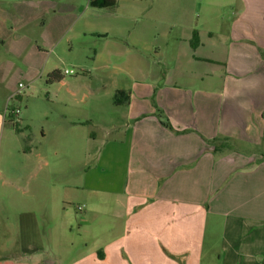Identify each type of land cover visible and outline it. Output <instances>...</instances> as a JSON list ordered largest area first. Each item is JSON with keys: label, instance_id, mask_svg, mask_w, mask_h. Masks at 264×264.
I'll use <instances>...</instances> for the list:
<instances>
[{"label": "crops", "instance_id": "crops-1", "mask_svg": "<svg viewBox=\"0 0 264 264\" xmlns=\"http://www.w3.org/2000/svg\"><path fill=\"white\" fill-rule=\"evenodd\" d=\"M237 1V16L226 35L216 39L210 31H197L199 43L192 49L187 41L192 30L185 41L178 42L187 43L193 52L186 57L192 78L215 80L210 78V69H215L218 77L223 76L221 85L210 86L215 81L206 80L192 86L199 98L183 100L176 82L168 84L159 69L151 72L147 48L142 56L129 55L120 81L125 85L111 91V98L116 91L128 93L127 104H112L115 108H109L105 116L100 95L89 89L92 112L83 111L81 120L65 117L69 128L92 123L99 134L90 133L91 142L102 134L111 138V162L123 173L120 189H90L87 198L110 196L114 210L109 216L118 228L112 229L110 239L97 241L88 258L71 264H264V156L259 149L254 153L255 148H244L257 147L264 126V19L256 21L264 11V0ZM49 8L53 4H41L34 15L15 19L8 29L7 14L0 5V184L16 177L35 182L39 174L37 161L43 155L33 149L38 140L34 130L27 121L22 123L24 117L17 118L20 122L13 128L17 134L6 128L13 122L7 110L15 109L9 103L21 97H13L17 91L10 86L14 68L5 56L25 53L31 62L39 55L29 34L21 32ZM53 33L47 34L49 39ZM112 34L114 40L125 36L121 29ZM166 44L164 37L163 47ZM100 57L98 53L96 61ZM35 68L33 63L27 68L30 82H34ZM173 68L171 72L180 79L183 66ZM64 83L62 78L57 84ZM67 92L75 96V89ZM216 106L221 107L219 133L234 138L235 149H215L210 143L214 138L210 108L215 111ZM156 107L162 112L160 118H156ZM37 135L42 140L46 134L39 130ZM13 138L25 144L8 150ZM13 155L17 156L15 177L9 175L5 160Z\"/></svg>", "mask_w": 264, "mask_h": 264}, {"label": "rangeland", "instance_id": "rangeland-1", "mask_svg": "<svg viewBox=\"0 0 264 264\" xmlns=\"http://www.w3.org/2000/svg\"><path fill=\"white\" fill-rule=\"evenodd\" d=\"M88 1L0 0L7 14L8 29L15 19L34 15L41 4H53V8L21 32L29 34L39 55L31 62L24 58L25 53L20 57L5 56L14 68L10 86L17 88L18 82L23 85L21 98L9 103L19 114H8L13 122L7 123L6 128L17 134L13 131L20 122L17 118L24 117L22 123L27 121L38 139L33 149L42 153L43 159L37 161L40 170L35 182L16 177L0 184V261L71 264L88 258L95 244L110 239L112 229L118 228L119 224L109 216L114 210L110 196L87 199L90 189L115 192L123 185V173L110 159L113 140L102 134L91 142L89 134H99L92 123L69 128L65 117L81 120L83 111H91L89 89L97 90L107 116L109 108H115L110 96L112 89L118 84L125 85L120 81L125 76L122 73L129 55L142 56L144 49L149 48L151 51L145 54L151 72L159 69L168 84L176 82L175 89L183 100L199 98L192 86H200L206 80L215 81L210 86L222 84L223 76L218 77L215 69H210V78L215 80L208 77L194 80L190 59H186L193 52L187 43L178 42L185 41L192 30L210 31L216 39L226 35L237 16V0H116L115 6L107 9L89 7ZM20 4L22 9L15 8ZM54 16L57 19L51 20ZM261 19L264 11L258 13L256 21ZM118 29L125 36L114 40L112 33ZM52 33L54 38L49 39L47 34ZM164 37L167 44L163 47ZM153 48L161 54H155ZM98 53L100 61H96ZM31 63L36 67V75L31 74L34 82H30L27 74ZM174 64L183 66L180 79L171 72ZM65 70L73 73L64 75ZM53 71L62 75L64 85L46 84ZM69 88L75 89V96L67 92ZM82 98L86 104L80 103ZM150 99L156 100V91ZM215 100L218 102V98ZM155 115L162 116L157 107ZM161 124L170 127L164 121ZM220 127L221 107L216 106L215 111L210 108V134L214 137L210 143L228 139L229 145L238 147L234 138L219 133ZM39 130L46 134L42 140L37 135ZM262 132L257 147L244 145V148H255L254 153H259V149L264 156V126ZM24 144V140L13 138L7 149ZM15 159L14 155L5 159L12 177L16 175ZM99 258L97 255L96 259Z\"/></svg>", "mask_w": 264, "mask_h": 264}, {"label": "trees", "instance_id": "trees-1", "mask_svg": "<svg viewBox=\"0 0 264 264\" xmlns=\"http://www.w3.org/2000/svg\"><path fill=\"white\" fill-rule=\"evenodd\" d=\"M116 4V0H89L88 5L92 8L98 9H107L112 8ZM198 33L196 30L192 32V37L190 39V46L192 49H195L198 45ZM62 80V75L58 71L51 72L46 79L47 85H52L58 83ZM113 104L116 106L125 105L129 101V94L124 91H116L112 98ZM228 139L223 140H214L213 146L215 149L219 148H227L232 150L234 147L229 145ZM219 142V143H218ZM222 142V143H221ZM0 264H20V263H13L11 261H0Z\"/></svg>", "mask_w": 264, "mask_h": 264}, {"label": "built area", "instance_id": "built-area-1", "mask_svg": "<svg viewBox=\"0 0 264 264\" xmlns=\"http://www.w3.org/2000/svg\"><path fill=\"white\" fill-rule=\"evenodd\" d=\"M73 72L72 71H67V70H65L64 71V75H70V74H72ZM23 89V85L21 84V83H18L17 84V91H16V93L13 95V97H15V96H19L20 94H21V90ZM8 114H9V116H14V115H18L19 114V110L18 109H13V110H10L9 112H8ZM79 210H80V208H79Z\"/></svg>", "mask_w": 264, "mask_h": 264}]
</instances>
